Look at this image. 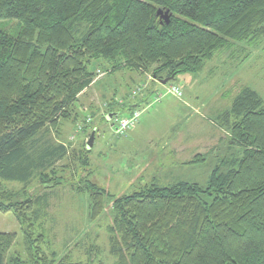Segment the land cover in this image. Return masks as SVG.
Wrapping results in <instances>:
<instances>
[{
  "label": "trees",
  "instance_id": "1",
  "mask_svg": "<svg viewBox=\"0 0 264 264\" xmlns=\"http://www.w3.org/2000/svg\"><path fill=\"white\" fill-rule=\"evenodd\" d=\"M160 9L172 13L168 23ZM263 38L264 0H0V210L25 223L24 207L31 222L46 218L51 193L18 202L26 188L4 183L28 187L40 176L56 185L58 172L48 169L69 149L40 136L71 118L79 95L95 83L93 62L176 79L200 72L233 41ZM218 117L230 127L229 148L242 154L216 167L206 187L154 180L112 197L87 185L91 219L113 199L114 264H264V99L244 86ZM14 238L0 233V264H83L69 254H42L33 233L28 258L9 257Z\"/></svg>",
  "mask_w": 264,
  "mask_h": 264
},
{
  "label": "rangeland",
  "instance_id": "2",
  "mask_svg": "<svg viewBox=\"0 0 264 264\" xmlns=\"http://www.w3.org/2000/svg\"><path fill=\"white\" fill-rule=\"evenodd\" d=\"M231 44L207 60L200 72L179 74L167 84L155 79L152 70L113 71L112 65L105 69L93 62L90 69L96 72L95 83L79 95L71 118L62 119L51 133L43 131L40 136H52L68 146L67 155L48 169L58 172L51 173L58 184H43L40 176L28 187L21 181L4 183L17 192L26 188L21 194L24 199L17 198L18 202L51 193L43 220L31 222L25 207L26 223L15 212L0 210V233L15 236L7 256L28 258L25 242L33 233L40 239L42 254L43 250L46 255L69 254L83 264H114L108 232L113 223V199L106 198L105 211L91 219L89 183L106 189L112 197L154 180L169 185L182 179L206 187L216 167L223 169L224 161L241 157L240 148H229L230 127L218 116L244 86L255 88L264 99V38L256 44ZM173 85L182 96L168 92ZM148 91L154 96L144 100ZM132 109L141 113L138 123L116 132L112 126L116 112L129 114ZM109 114H113L111 119ZM94 131L95 145L87 151ZM197 155L198 160L191 162ZM204 198L212 200L210 195Z\"/></svg>",
  "mask_w": 264,
  "mask_h": 264
},
{
  "label": "built area",
  "instance_id": "3",
  "mask_svg": "<svg viewBox=\"0 0 264 264\" xmlns=\"http://www.w3.org/2000/svg\"><path fill=\"white\" fill-rule=\"evenodd\" d=\"M168 92L174 95L182 96V91L178 86L175 85L170 86ZM140 116L141 113L139 112V110H134L128 115L116 113V117H114V124H112V126L116 132L127 131L138 123Z\"/></svg>",
  "mask_w": 264,
  "mask_h": 264
},
{
  "label": "water",
  "instance_id": "4",
  "mask_svg": "<svg viewBox=\"0 0 264 264\" xmlns=\"http://www.w3.org/2000/svg\"><path fill=\"white\" fill-rule=\"evenodd\" d=\"M159 14H161V17L168 23L171 19L172 13L169 10L164 11L163 9H160L158 11ZM175 76L172 77H167L165 79H159V81L163 84H167L170 81L174 80ZM113 117V114L108 115V119H111ZM95 137H96V132L94 131L91 136L89 141L87 142V148L90 150L92 149L94 142H95Z\"/></svg>",
  "mask_w": 264,
  "mask_h": 264
},
{
  "label": "crops",
  "instance_id": "5",
  "mask_svg": "<svg viewBox=\"0 0 264 264\" xmlns=\"http://www.w3.org/2000/svg\"><path fill=\"white\" fill-rule=\"evenodd\" d=\"M94 84V83H93ZM92 86V85H91ZM89 88V87H88ZM87 88V89H88ZM86 90V89H85ZM154 96L153 91H148L146 97L144 98V100H149L150 98H152ZM136 107V105H134V108ZM133 110V109H132ZM131 112V111H130ZM117 113V112H116ZM122 114V113H121ZM95 141H96V137H95ZM95 145V142H94ZM93 145V147H94Z\"/></svg>",
  "mask_w": 264,
  "mask_h": 264
}]
</instances>
